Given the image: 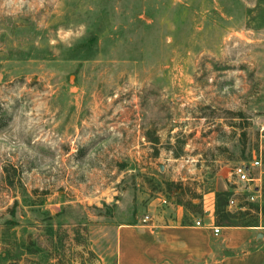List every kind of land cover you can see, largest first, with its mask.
<instances>
[{"label":"rangeland","instance_id":"rangeland-1","mask_svg":"<svg viewBox=\"0 0 264 264\" xmlns=\"http://www.w3.org/2000/svg\"><path fill=\"white\" fill-rule=\"evenodd\" d=\"M262 122L264 0H0V264H116Z\"/></svg>","mask_w":264,"mask_h":264},{"label":"crops","instance_id":"crops-1","mask_svg":"<svg viewBox=\"0 0 264 264\" xmlns=\"http://www.w3.org/2000/svg\"><path fill=\"white\" fill-rule=\"evenodd\" d=\"M256 182L239 183L224 171L217 174L212 189L203 192L202 200H191L190 207L177 203L181 192L172 196L166 211L154 208L150 223L142 219L132 224H120L116 232V264H264V218L262 189L264 170L255 169ZM250 194L242 198L240 190ZM229 193L226 210L231 213L259 207L255 226H227L217 222V194ZM257 195V201H247ZM235 199V206L229 204ZM151 206H155L152 203ZM256 210V209H255ZM200 221L202 226H197ZM213 227L221 229L215 235Z\"/></svg>","mask_w":264,"mask_h":264},{"label":"built area","instance_id":"built-area-1","mask_svg":"<svg viewBox=\"0 0 264 264\" xmlns=\"http://www.w3.org/2000/svg\"><path fill=\"white\" fill-rule=\"evenodd\" d=\"M260 143L264 144V122L260 124ZM263 151L264 147L260 148L258 154L256 157H254L253 161H251L248 164H239L236 165L232 170L231 174L232 176L239 182V183H244V184H252L256 182V177L254 175L255 169H261L263 166ZM247 201L254 203L257 201V195H251L247 199ZM164 204H169L170 200H162ZM236 200L235 199H230L229 204L231 206H235ZM144 224L150 223L151 218L150 216H145L142 219ZM197 226H202L200 221L196 222ZM221 229L219 227H213V232L215 235L220 234Z\"/></svg>","mask_w":264,"mask_h":264},{"label":"trees","instance_id":"trees-1","mask_svg":"<svg viewBox=\"0 0 264 264\" xmlns=\"http://www.w3.org/2000/svg\"><path fill=\"white\" fill-rule=\"evenodd\" d=\"M7 179L10 183H12V179L10 176V173L7 170ZM181 195H184V193L181 191ZM230 194H217V208H216V213H217V222L222 225H227V226H255L258 220V215H253L249 211L245 212H236V213H231L226 210V202L228 201ZM262 199H263V206L261 209V213L264 218V187L262 189ZM177 203H181L182 201L177 199ZM257 213H259V207H255ZM255 223V225H254Z\"/></svg>","mask_w":264,"mask_h":264}]
</instances>
